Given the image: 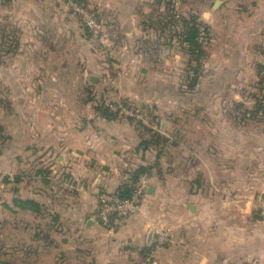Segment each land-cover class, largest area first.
I'll return each mask as SVG.
<instances>
[{"label":"crops","instance_id":"crops-1","mask_svg":"<svg viewBox=\"0 0 264 264\" xmlns=\"http://www.w3.org/2000/svg\"><path fill=\"white\" fill-rule=\"evenodd\" d=\"M64 1L3 2L11 33L3 36V92L9 93L5 104L16 115L15 148L0 152L6 174L0 212L6 225H13L5 243L7 236L15 243L6 248L15 252V260L5 255L3 264H186L188 257L191 264H264V146L247 151L249 160H257L242 166L244 175L235 181L226 178L231 165L216 163L212 146L204 164L191 165L197 191L184 192L185 202L171 209V218L164 210L155 215L149 202L160 198L163 173L190 169L161 144L172 121L160 113L178 87L162 82L161 70L145 67L148 48L143 43L141 50L138 42L145 32L146 5L105 0L99 6L120 49L108 59L85 50L86 31ZM109 89L118 101L157 109L151 122L157 129L104 110L94 96ZM141 168L149 171L148 200L139 212L103 224L97 217L99 193L133 185ZM13 173L16 182L7 176ZM182 173L176 182L188 184ZM205 185L206 196L200 190ZM235 187L238 193H232ZM17 200L33 203L21 207ZM173 222L192 237L190 256L183 248L155 247L153 229Z\"/></svg>","mask_w":264,"mask_h":264},{"label":"rangeland","instance_id":"rangeland-1","mask_svg":"<svg viewBox=\"0 0 264 264\" xmlns=\"http://www.w3.org/2000/svg\"><path fill=\"white\" fill-rule=\"evenodd\" d=\"M83 1L97 11L104 27L107 44L103 45L96 37L89 34L81 19L67 7V0L64 2L74 20L77 19L86 31L85 50L104 54L109 59L108 54H118L120 49L118 42L114 41L117 35L110 38L115 33L114 28L110 27L107 16L102 14L99 7L105 0ZM141 3H145L148 10L146 15L141 17L145 32L138 42L140 49L145 47V43L148 48L145 67L161 70V81L175 83L180 89L174 93L176 98L171 99V102L167 101L165 104L167 108L160 113L164 119L172 121V126L169 124L171 129L165 131L167 138L161 139V144H167L169 152L171 151L175 156L180 155V166L185 162V166L190 171L163 173L166 174L164 175L166 178L159 187L162 190L160 198L149 202L152 208L150 211H155V215L160 216L164 210L167 217L171 218L170 214H175L171 209L185 202L184 192L197 191V187L192 185L197 174L193 169L191 170V165L193 162L204 164L208 158V150L213 148L212 146L215 147L216 163L221 166L225 163L232 166V171L226 173V178L232 181L242 179L241 176L244 175L240 171L242 166L257 160L256 158L249 160L247 151L254 152V148L264 146V0H142ZM193 18L196 19L199 27L197 41L203 47V52L199 56L189 53L186 49L187 43L182 41L185 22ZM6 22L2 1L0 2V127L2 129L0 152L2 153H6V150L10 152L14 150L16 128L15 108H7L5 101L10 96L9 93L3 92V36L11 34L5 25ZM197 73H199L198 82L195 83ZM155 78V76L150 77V79ZM108 92L110 93L107 95L101 93L94 97L100 101V104H105L107 99L118 101L110 89ZM11 95L13 100L14 93ZM136 108L140 111L138 122L143 121L144 124H150L149 127L157 129L158 125L154 123L155 121L151 123L158 115L157 109ZM183 152H187L184 157ZM198 152L201 154H195ZM10 158L14 162V156ZM0 169H3L1 165ZM4 171L3 169L0 172V182L6 177ZM181 173L188 177V184L176 182L177 176ZM203 174V182H205L207 174L205 172ZM217 175L220 176L219 180H222L224 173L217 172ZM7 176L13 178L11 181L15 179L14 173ZM200 190L205 196L209 192L206 185L204 188L200 187ZM237 190L239 188H233L232 193ZM216 191L220 196L223 195V187L220 184H217ZM146 192L148 200V188ZM188 212V203H186V214ZM5 221L2 210L0 264H3L5 255L11 257L8 259L15 260V252L6 251L7 247L11 249V245L14 246L15 243L10 242L8 236L6 241L9 243H5V233L10 234L13 225H6ZM188 223L190 227L192 224ZM182 226L183 224L175 225L173 222L170 226L155 227L153 229L155 247L183 248L187 256H190L192 237ZM163 233L168 235L167 239L162 236ZM8 263L10 262L5 264ZM185 263L191 264L189 257Z\"/></svg>","mask_w":264,"mask_h":264},{"label":"built area","instance_id":"built-area-1","mask_svg":"<svg viewBox=\"0 0 264 264\" xmlns=\"http://www.w3.org/2000/svg\"><path fill=\"white\" fill-rule=\"evenodd\" d=\"M7 0H0V2ZM66 5L71 9L72 13L78 16L85 28L96 37L103 45L107 44L106 34L102 22L99 20L97 11L87 3L78 0H67ZM105 108L110 112L137 119L140 116V111L135 106H132L125 101L106 100ZM147 175L141 174L134 181L132 186V194L129 198H123L117 193L102 191L99 193V209L97 217L105 225H111L116 218L127 217L139 212L144 205L147 194ZM166 239L168 235L163 233ZM162 237V239L164 238ZM172 241V240H170Z\"/></svg>","mask_w":264,"mask_h":264},{"label":"trees","instance_id":"trees-1","mask_svg":"<svg viewBox=\"0 0 264 264\" xmlns=\"http://www.w3.org/2000/svg\"><path fill=\"white\" fill-rule=\"evenodd\" d=\"M78 1L86 3L83 0H78ZM97 15H98V13H97ZM89 34H91V33L89 32ZM198 35H199V27H198V22L196 21V19L193 18L191 21H186L185 22V28H184V31H183L182 41L184 43H187V48L186 49L189 51V53H191L193 55L195 54L197 56H199L203 52L202 44H200L197 41V36ZM198 76H199V73L196 74L195 83L198 82ZM107 111L110 112L109 110H107ZM110 114H116V113L110 112ZM1 131H2V129L0 127V132ZM148 172H149L148 169L141 168L140 170H138L136 172L135 176L133 177L132 182L134 183V181L138 178L139 175L145 174V173H148ZM16 179L17 178H15V182H16ZM132 186L133 185H130V186L129 185H125V186H123L117 192V194H119L123 198H129L131 196V194H132V189H133ZM17 202H19V204H20L21 207H24V206H27V205L30 206L33 203L30 200L29 201H26V202H23V201H20V200L18 201L17 200ZM14 203H16V199L14 200Z\"/></svg>","mask_w":264,"mask_h":264},{"label":"water","instance_id":"water-1","mask_svg":"<svg viewBox=\"0 0 264 264\" xmlns=\"http://www.w3.org/2000/svg\"><path fill=\"white\" fill-rule=\"evenodd\" d=\"M92 81H93V82H96V81H97V79L94 77V78H92Z\"/></svg>","mask_w":264,"mask_h":264}]
</instances>
